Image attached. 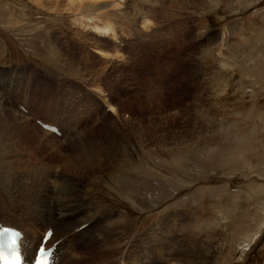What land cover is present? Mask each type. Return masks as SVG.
I'll return each instance as SVG.
<instances>
[{"label": "rangeland", "instance_id": "1", "mask_svg": "<svg viewBox=\"0 0 264 264\" xmlns=\"http://www.w3.org/2000/svg\"><path fill=\"white\" fill-rule=\"evenodd\" d=\"M110 2L120 13L0 0V107L62 131L35 157L0 133L1 223L30 229L16 206L55 169L78 180L67 217L85 215L55 224L59 264H264V0ZM81 136L120 143L116 162L86 169Z\"/></svg>", "mask_w": 264, "mask_h": 264}, {"label": "bare ground", "instance_id": "2", "mask_svg": "<svg viewBox=\"0 0 264 264\" xmlns=\"http://www.w3.org/2000/svg\"><path fill=\"white\" fill-rule=\"evenodd\" d=\"M34 1L43 7L49 6L50 8H55V9H59V8L61 9L62 6H60V5H64V6L67 5V7H69L68 11L69 12H75V13L76 12L77 13H83V12L88 13L89 12L92 14H97V13H107L109 10L113 11L114 13L116 11L117 12L119 11V7L114 5L113 2H110V0H34ZM187 1L193 3L194 0H187ZM211 1L216 5H218L220 2V0H211ZM118 13H120V12H118ZM125 17L127 20H131L126 15H125ZM125 17L122 15V17H120V18H125ZM85 20H87L89 23L93 22L91 18L85 19ZM93 20H94V18H93ZM132 21L133 20H131V22ZM149 22H147V23L149 24ZM144 24H146V23H144ZM93 29L95 30V32H97L98 34H101L103 36L108 35L109 32H112V29L109 27V25L99 27L97 24H94ZM108 57H109V55H108ZM121 110H122V108L119 109V112ZM0 112H2V117L9 118L8 121H6L5 119L0 121V133H3L4 130L9 131L10 137L14 138L13 145L15 146V148H16V146L19 148H22L24 151H26V153L28 152L29 154H32L34 157L37 156V151L41 148H50L51 152H52V150L56 151L57 149H59V146H58L59 144L56 145V144L52 143L50 140H48L49 136L47 134L48 133L52 134L50 131L46 130V132H48L47 134L42 133V136L41 135L39 136L37 128L34 126H29L25 121H23L24 118L22 119L16 113V111H13L10 109L7 110L5 107H3V108L0 107ZM119 114H118V116H119ZM23 117H25V116H23ZM136 131H138V130L136 129ZM141 131H142V133H144V130H141ZM66 135H67V133H66ZM72 138L73 139H71L70 143L72 144V146H74L76 154H78L79 157L84 159L83 160V159L78 157L79 159H81V161H83V163H81L82 165L83 164L88 165V167L86 168L88 170H89V168H91L94 171H96V170L103 171V169L106 166L109 167L112 164H114L116 162V159L118 158L119 154L117 152V149L115 150V146H120V143H115L114 149H113L112 143L108 144L109 142L105 143L104 141H102L100 139H96V138L91 139V138L84 137V136L83 137L82 136L81 137H72ZM37 139L39 141H37ZM54 140L57 141L56 139H54ZM68 140H70V139H68ZM125 148H128V147L126 146ZM126 155L130 156V152L128 151L126 153ZM54 172H55V169H53V171H51V172L43 173L39 177V182L36 185L37 187L35 186V188L33 187V189H31V190H34L33 193L32 192L29 193V195L31 197V201H33L32 202L33 205H31L30 201H29L27 203L28 207H26L27 210H25V208H20L19 205L16 204L17 205L16 210L19 212L18 216L21 218L23 216L24 218L27 219V221L33 222V225L31 224L32 226L30 229H28V230H25L23 228L20 229L25 234L26 253L28 256L30 255L31 258H34L35 254H36V250H37L38 246L41 244L42 239L44 238L46 231L48 229H51V228L54 232V235H53L51 241L49 242V246L56 245L57 253H58L59 258H60L61 257L60 254L63 253V251H61V248L59 247L60 244L57 245L58 233L54 227L55 224L57 223L60 226L59 229L64 231V232L70 231V230L72 231L73 227L76 224L74 220H76L77 222H81L85 218V215H82V214L78 215L77 213H75L74 216L72 215V217L74 219H70L66 215V213L68 211V207H70L72 202H73L71 197H73L75 195V193L77 192L76 182L78 180L76 181L73 176H70V174L68 175L65 172L61 171L59 173L60 175L58 178L59 182L54 183L53 182ZM56 172H57V170H56ZM58 180L56 178V181H58ZM254 187H252V188H254ZM53 188L59 189L58 190L59 195L57 196V201L54 202V203H56V206L54 205L55 207L51 208L49 201L52 198ZM254 189H255L254 190V197L260 196L264 192L263 186H261V187L257 186ZM24 191H26V190H24ZM24 191H22V192L24 193ZM42 193L44 196L42 195L43 197L41 198L40 195ZM20 202L21 201H19V203ZM77 202H75V203H77ZM3 205H5L4 201H2L0 199V209L3 208V207H1ZM6 208H8V207H6ZM6 208H4V211ZM20 212H22L21 215H20ZM18 216L14 217V219H16L17 222H20ZM11 218H13V217H11ZM13 222H14V220H13ZM8 225L9 224H7V226ZM215 226H213V227H215ZM210 232H211V234L207 236L208 241H211L212 235H214V229H213V231L211 230ZM66 238L68 240V237H66ZM72 239H74V238H72ZM199 239H200V236H199ZM71 241H73V240H71ZM195 244H196V241H195ZM194 247H196V246H193V245L191 246L193 251L191 254H189V256L192 260V263H193L194 259L198 260V259L202 258V254H199V252L197 250H194ZM207 247H208V245H207ZM162 250L164 251V249H162ZM211 252H208V254H206V257L211 255ZM207 259L203 258L202 261H204L205 263H208ZM181 261L183 262L184 259L181 258ZM181 261L179 260L180 263H181ZM208 261H209V259H208ZM160 262H162V261H160Z\"/></svg>", "mask_w": 264, "mask_h": 264}]
</instances>
